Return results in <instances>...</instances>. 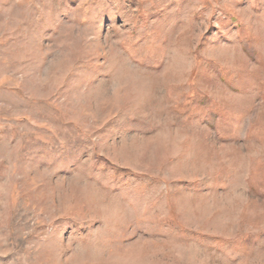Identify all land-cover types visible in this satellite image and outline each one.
I'll list each match as a JSON object with an SVG mask.
<instances>
[{"label": "rangeland", "instance_id": "rangeland-1", "mask_svg": "<svg viewBox=\"0 0 264 264\" xmlns=\"http://www.w3.org/2000/svg\"><path fill=\"white\" fill-rule=\"evenodd\" d=\"M0 264H264V0H0Z\"/></svg>", "mask_w": 264, "mask_h": 264}]
</instances>
